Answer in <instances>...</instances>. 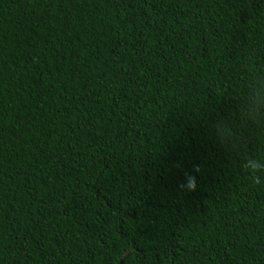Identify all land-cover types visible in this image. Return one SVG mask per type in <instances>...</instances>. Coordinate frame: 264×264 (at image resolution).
<instances>
[{"label":"trees","instance_id":"16d2710c","mask_svg":"<svg viewBox=\"0 0 264 264\" xmlns=\"http://www.w3.org/2000/svg\"><path fill=\"white\" fill-rule=\"evenodd\" d=\"M262 82L264 0H0V264H264Z\"/></svg>","mask_w":264,"mask_h":264},{"label":"clouds","instance_id":"9594fccd","mask_svg":"<svg viewBox=\"0 0 264 264\" xmlns=\"http://www.w3.org/2000/svg\"><path fill=\"white\" fill-rule=\"evenodd\" d=\"M245 116L250 119L264 117V82L252 87L245 107ZM217 134L222 145L228 143V139L231 137L230 128L227 126L218 130ZM242 166L257 183L264 181V161L248 158L243 161ZM195 187V179H192L188 184V188L194 190Z\"/></svg>","mask_w":264,"mask_h":264}]
</instances>
